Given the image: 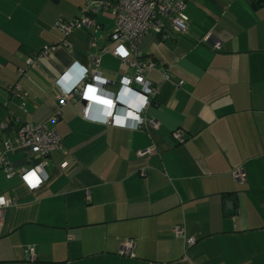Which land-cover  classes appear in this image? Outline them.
I'll return each mask as SVG.
<instances>
[{"label": "crops", "instance_id": "crops-1", "mask_svg": "<svg viewBox=\"0 0 264 264\" xmlns=\"http://www.w3.org/2000/svg\"><path fill=\"white\" fill-rule=\"evenodd\" d=\"M83 4L0 0V121L48 122L59 89L79 83L91 54H100L104 94L121 92L116 113L125 119L106 125L99 103L82 119L77 99L52 125L63 148L48 155L39 189L0 169V194L12 200L0 264H264V0L190 1L184 33L167 27L165 39L143 37L142 57L155 63L145 77L158 87L145 111L158 126L147 131L128 116L139 87H120L133 69L110 52V10L95 16L98 31L75 29L70 46L56 44L55 21L79 15ZM208 33L219 50L199 42ZM44 46L53 47L38 55ZM7 160L17 171L40 157L15 145ZM238 166L243 181L231 174ZM178 225L192 245L175 234ZM126 238L135 240L133 258L117 255Z\"/></svg>", "mask_w": 264, "mask_h": 264}, {"label": "built area", "instance_id": "built-area-1", "mask_svg": "<svg viewBox=\"0 0 264 264\" xmlns=\"http://www.w3.org/2000/svg\"><path fill=\"white\" fill-rule=\"evenodd\" d=\"M194 0H84L81 13L69 20L59 18L55 21L54 27L60 33L61 38L58 45L70 46L69 36L75 29H86L92 32L98 31L101 26L95 20V16L104 10H110L114 15V28L109 35L112 45L111 54L119 58L122 63L127 64L133 69L131 74H126L120 79L121 89H129L134 84L138 85L140 100L136 107V128L142 131L155 129L158 126L157 121L147 118L145 111L151 103L153 97L157 93L158 87L149 82L145 77V72L154 66V62L146 60L142 57L139 44L143 37L149 32L159 35L162 39L168 36V28L171 27L177 33H184L187 30V15L185 8L187 3ZM200 43H205L213 51H217L221 47V42L213 37L210 33L204 35ZM53 46H44L38 55H46ZM123 47L127 51V55H121L117 49ZM101 52H106V48H102ZM91 66H81V79L77 85L70 89L60 88L57 94V107L48 118V122H32L21 121L19 117L9 116L6 120L0 121V169L4 170L8 176L17 174L23 184L30 190L36 191L42 182L36 188L28 185L24 177L30 171L39 169L37 176L40 178L42 168L47 164L48 155L55 150L63 148L62 139L52 126L59 118L60 109L68 103H73L77 99L84 103L81 111L82 119H87L91 106L94 103L102 104L106 107L105 124L112 125L116 118V108L119 105L118 96L120 91L113 94H104L108 80L102 78L98 66L100 64V54H91ZM36 57L30 56L26 63L29 65L35 61ZM19 74H23V69L18 70ZM167 77L164 74L163 78ZM89 88L95 89L89 92ZM141 98L146 102L141 104ZM101 101H111V106ZM9 127H13V136L2 138L3 134ZM173 137L178 143L184 141V137L180 129L172 132ZM20 146L40 157L37 163L32 164L28 168H20L17 171L12 170L7 160V153L13 146ZM152 148L140 150L139 155L151 153ZM144 174V171L141 172ZM233 178L243 181L245 176L242 167L238 166L231 172ZM0 197L7 201V205H0V229L5 217L6 209L12 205V200L0 194ZM175 234L183 237L185 244L190 246L194 243L192 237H185L184 228L178 225L174 228ZM136 243L132 238H126L119 249L117 255L122 257H135L134 249ZM29 258H34L33 248L28 246ZM146 264H160L154 261H147Z\"/></svg>", "mask_w": 264, "mask_h": 264}, {"label": "clouds", "instance_id": "clouds-1", "mask_svg": "<svg viewBox=\"0 0 264 264\" xmlns=\"http://www.w3.org/2000/svg\"><path fill=\"white\" fill-rule=\"evenodd\" d=\"M121 49L123 50V52L120 51ZM117 51L119 54L124 55V56L128 54L127 51L123 47H120L119 49H117ZM145 102L146 101L143 98H141V104H144ZM128 116L132 117L133 119L137 118L132 112H129ZM124 121H125L124 118L117 117L115 123L122 127L124 125ZM38 171L39 169L30 171L28 175L24 177V180H26L28 185L31 186L32 188H36L42 182L40 178L37 176ZM0 205H5V206L7 205V201L2 197H0Z\"/></svg>", "mask_w": 264, "mask_h": 264}, {"label": "snow or ice", "instance_id": "snow-or-ice-1", "mask_svg": "<svg viewBox=\"0 0 264 264\" xmlns=\"http://www.w3.org/2000/svg\"><path fill=\"white\" fill-rule=\"evenodd\" d=\"M120 51L123 52L122 49ZM94 91H95V89L89 88V92H94ZM101 103H107V104H109L111 106V101H101Z\"/></svg>", "mask_w": 264, "mask_h": 264}]
</instances>
